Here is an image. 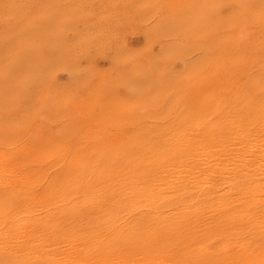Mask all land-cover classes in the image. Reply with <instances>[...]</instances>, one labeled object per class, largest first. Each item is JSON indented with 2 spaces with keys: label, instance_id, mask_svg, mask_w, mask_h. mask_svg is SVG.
Returning <instances> with one entry per match:
<instances>
[{
  "label": "rangeland",
  "instance_id": "obj_1",
  "mask_svg": "<svg viewBox=\"0 0 264 264\" xmlns=\"http://www.w3.org/2000/svg\"><path fill=\"white\" fill-rule=\"evenodd\" d=\"M205 129L214 158L246 142L249 173L264 172V0H0V184L11 201L0 198V208L12 207L8 221L62 210L63 196L44 194L60 185L59 166L68 169L63 183L73 171L85 182L69 199L86 201L134 165L174 173L185 157L170 150L177 142L187 149ZM143 144L163 146L161 166ZM244 196L259 202V217L245 226L264 227V189ZM86 233H22L0 243V264H182L137 237L117 250ZM204 263L264 264V251L242 241L224 246L222 260L186 264Z\"/></svg>",
  "mask_w": 264,
  "mask_h": 264
},
{
  "label": "bare ground",
  "instance_id": "obj_2",
  "mask_svg": "<svg viewBox=\"0 0 264 264\" xmlns=\"http://www.w3.org/2000/svg\"><path fill=\"white\" fill-rule=\"evenodd\" d=\"M136 33L137 31L135 34ZM138 33L140 34V32ZM205 37L209 40V37ZM168 38L170 39V37ZM89 43H91V41ZM141 45L142 44H140V46ZM97 47H99V45H97ZM99 51H97V53H99ZM91 53L93 54V52ZM176 66H178V64H176ZM100 72L102 73V71ZM166 79L168 78H165V80ZM165 83L166 86L169 85L167 80ZM169 86H172V84ZM238 86L240 87V85ZM169 88L171 89V87ZM173 90L176 89L174 88ZM23 95L24 93L22 96ZM130 97L131 96H129V98ZM129 98H127V101L130 100ZM23 102L24 101H22V103ZM228 102L230 103V101ZM225 103L226 102L224 101V104ZM52 105H54L53 102ZM46 107L48 108L47 105ZM128 107L130 109L131 106H127V109ZM199 107H203V105ZM28 113L27 115L30 116ZM32 119L30 121H32ZM168 120L170 121L171 119ZM167 123L168 122H166V124ZM170 127L172 128V126ZM173 127H175V125ZM245 129L249 130L248 128ZM171 131L174 132L173 129ZM176 132L171 134L175 135ZM232 134H235L234 138L238 137V132H232ZM49 137L50 136H47V139ZM201 137L202 141L200 140L193 143H187L186 148L190 150L182 148L183 144L179 142H177L178 144H175L177 146L175 147V150H170V155L173 154V156H177L179 158L185 157V161L178 160L177 168H173L176 170L174 173L167 172V169L161 170L158 168L155 169L152 166L141 167L140 165H134L132 171H127L124 177L120 180H112L104 187L100 188L99 191L89 192L86 201L69 199L75 193L74 190L85 182L81 181L77 171H73L76 175L70 176L69 181L63 183L62 180L65 178V175H61V173H63L61 170L68 173V169L64 166H59V179L63 184L60 183V185H56L53 188H47L44 194L50 195L54 191L60 196H63L61 199V203L64 205L63 208H61L62 210L53 215L46 213V215L41 217L32 216L25 222H12L11 220L8 221L9 219L6 217L7 214L12 211V207L1 205L3 208H0V243L16 241L20 238L22 233L31 235L43 231L47 233H54L57 236L58 234H61V237H65V235H67L69 238H80L85 235H90L86 233V230H88L95 236L102 234L105 235L108 239L105 246L106 248H114L117 250H122L123 248L130 249V240L137 237L138 240L146 244L145 246L150 247L152 250L157 249V251L161 252L164 250L167 252L165 255L169 258L174 255L180 257L182 259V264L188 263V260L190 259H193V261L197 260L198 263L199 260L207 257L209 259L218 258L219 260H222L224 246H236L242 241L249 246H254L259 248V250L264 251V230H262L264 227L245 226L249 221L256 220L259 217L256 213H252V210H255V208L259 206V202L254 198L248 200L244 196L247 192L258 188L264 189V172L256 174L249 173V168L251 166L249 156L252 157V152L251 149L247 147L248 144L246 142L245 145L243 142H241L243 144L237 143L236 141L231 142L229 146L224 147V149H229L220 160L218 157L214 158V138L207 129L202 132ZM77 138H79V136ZM189 146L191 147L189 148ZM136 147L135 149L138 148ZM244 147L247 148H245V152L243 151ZM144 148L146 151L152 153L156 164H159L160 166L163 164L165 150H163L162 145L150 144L148 146L147 144H143L142 149ZM196 156H199L200 158L196 162V165L191 168L189 163H191V161H193V157ZM68 157L69 155L66 156L65 159H68ZM106 157L108 156L106 155ZM212 161L215 162L212 163ZM5 163L8 164L7 161ZM199 164H202V166ZM70 170L72 171V168H70ZM8 174H6V177ZM9 180H11V178ZM1 186L2 185L0 184V198L11 202L9 194L4 191ZM246 202H250L249 207H251V209H248L247 206H243ZM235 204H238L239 207L235 208ZM55 207L56 206H54V208ZM82 217L87 218V222H83L82 219L85 218ZM82 224H84L87 228H77ZM9 232L15 233L9 235Z\"/></svg>",
  "mask_w": 264,
  "mask_h": 264
}]
</instances>
